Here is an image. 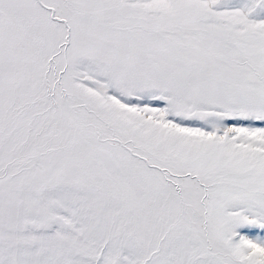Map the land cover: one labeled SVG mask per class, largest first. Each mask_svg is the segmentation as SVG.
Returning a JSON list of instances; mask_svg holds the SVG:
<instances>
[{
    "label": "snow or ice",
    "instance_id": "snow-or-ice-1",
    "mask_svg": "<svg viewBox=\"0 0 264 264\" xmlns=\"http://www.w3.org/2000/svg\"><path fill=\"white\" fill-rule=\"evenodd\" d=\"M0 264H264V0H0Z\"/></svg>",
    "mask_w": 264,
    "mask_h": 264
}]
</instances>
